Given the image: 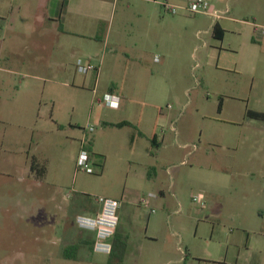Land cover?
<instances>
[{"label": "rangeland", "instance_id": "obj_1", "mask_svg": "<svg viewBox=\"0 0 264 264\" xmlns=\"http://www.w3.org/2000/svg\"><path fill=\"white\" fill-rule=\"evenodd\" d=\"M30 1L19 0L23 8ZM210 4L231 18L223 39L212 36L211 17L188 21L154 0H118L100 31L111 40L119 29L135 33L122 44L147 55L134 65L125 52L105 50L97 85L73 62L48 80L0 71V264H264V148L226 149L215 137L229 83L245 85L248 109H264V0ZM161 26L168 30L159 39ZM110 85L123 89L119 107L100 103ZM140 110L151 124L166 115L160 145L110 125ZM83 140L92 173L76 166ZM31 162L44 165L42 177ZM100 197L128 210L119 256L93 252L75 223Z\"/></svg>", "mask_w": 264, "mask_h": 264}, {"label": "crops", "instance_id": "obj_2", "mask_svg": "<svg viewBox=\"0 0 264 264\" xmlns=\"http://www.w3.org/2000/svg\"><path fill=\"white\" fill-rule=\"evenodd\" d=\"M117 1L118 0H31L29 4L23 8L19 0H0V64L1 61H5V65H0V71L11 74L15 70H28V72L32 73H22L24 74L23 76L30 77L34 80L40 78L39 73L42 72L47 76L48 80L49 75H55L59 72L63 73L70 62H73L76 66V61L80 59L82 63H84L85 60V65H90L93 68L83 75L86 77L88 73L92 71L94 85H97L99 73L101 71L102 56L105 50L109 51L106 53L114 52L115 54L125 52L128 60L133 62L134 65L141 64L145 61L144 57L147 55L146 51L137 48L136 45L130 47L128 50L121 42L123 37L128 36L132 38V34L135 33H126L119 29L114 39L111 40V34L108 31H100L104 23L113 18ZM171 1L174 4L184 5L188 0ZM216 1L219 2L221 0H215V2ZM211 6L220 10L223 15L227 13L226 9H219L212 4ZM178 15H182V18L188 21H193L194 18L192 19L190 17L196 15L208 16L206 14H192L187 11H181ZM223 15L215 21L212 20L210 24L211 31L214 22L217 23L219 29H222L223 34L221 39L225 36L223 25L226 22L223 21L231 20V18ZM208 17L210 18V16ZM164 18L165 17H163L162 20ZM167 30V28H163L162 26L158 27L157 34L159 39L167 33ZM198 32L200 31H197V33ZM197 33L193 31V37L196 38L195 34ZM81 39L85 41L82 42ZM29 45H31V47H29L30 49L26 48ZM23 47L25 48L22 49ZM202 47L205 46L203 45ZM159 51L162 54V61L164 62L167 53L164 48ZM181 51L180 57L182 58L184 56L183 49H181ZM13 56L15 57L13 58ZM98 59L99 61L97 64ZM153 60L154 62H159L160 59L156 61L154 58ZM10 63H13L14 67H11V65H9ZM133 75H135V72ZM114 82L117 81L111 80L110 84ZM108 88L109 86L103 95L105 93H111L118 97L119 100V94H122L123 89L119 86H113V88L108 91ZM227 90V93H225L224 97L221 99L220 109H216L218 115H223L224 128L221 131H217L215 137L219 140H224L225 143H223V146L226 149L238 145H248L253 153L262 152L261 148H264V120L247 117L246 112L248 106L246 104L245 85H241L240 81H234L233 83H229ZM92 92L95 94L94 90H92ZM102 97L100 103L105 105ZM118 105L120 106L119 103ZM124 108H127V105H124ZM249 109L264 113V109ZM161 120L163 123L166 122V115L158 113L151 124L150 115L148 113L145 114L144 110H140L124 121L131 123V127L136 130L137 136L153 139L154 145H160L166 138V132L161 128ZM158 126L160 131H158ZM216 138L213 140L207 139L208 141L206 144L209 145L220 142L216 140ZM199 142H202L200 138ZM90 148L92 149V146ZM256 150L258 152H256ZM203 153L207 156L209 151H204ZM258 160L260 161L259 158ZM230 161L237 163L238 160L234 158ZM251 171L252 170L246 171L245 174L251 173ZM118 201V221L114 234L109 239L111 250L107 254L108 256L112 252L113 239L121 238V241H123L129 236L128 232H130L126 229L130 224V222L127 221L128 210H126L120 200ZM86 211V213L79 215H95L99 211V206L98 204L87 205ZM86 231L87 237H85V240L87 241L88 247L93 251L95 233L90 230Z\"/></svg>", "mask_w": 264, "mask_h": 264}, {"label": "built area", "instance_id": "obj_3", "mask_svg": "<svg viewBox=\"0 0 264 264\" xmlns=\"http://www.w3.org/2000/svg\"><path fill=\"white\" fill-rule=\"evenodd\" d=\"M154 1L158 3L165 12L172 15L181 11H187L192 14H206L210 16L213 21L221 18L223 15L220 10L211 6L209 0H188L184 5L174 4L171 0ZM155 60L158 61V58L155 57ZM76 67L77 71L82 74H85L88 70L93 69L90 65H83L80 59L76 61ZM102 100L104 104L109 107L115 108L118 105V97L112 95L111 93H105ZM92 128V126H88L87 131H91ZM86 143V140L82 141V149L77 156L76 166L78 168H82L87 173H92L93 170L88 164L90 156L88 154V150L85 148L88 144ZM151 196H153V194ZM192 200L200 206H204V202L198 197L194 196ZM142 201L145 200L142 199ZM95 202L99 206L98 213L95 215H78L75 218V223L79 228L90 230L95 233L93 251L108 254L111 250L109 239L113 236L118 221L117 209L119 201L113 198L100 197L97 198Z\"/></svg>", "mask_w": 264, "mask_h": 264}, {"label": "trees", "instance_id": "obj_4", "mask_svg": "<svg viewBox=\"0 0 264 264\" xmlns=\"http://www.w3.org/2000/svg\"><path fill=\"white\" fill-rule=\"evenodd\" d=\"M222 34H223L222 29H219V26L217 25V23H214L212 25V35L215 38L221 39L222 38ZM113 86L114 85H110L109 88H108V91H110L113 88ZM220 107H221V100H219V102H218L217 109L219 110ZM246 115L249 118L264 120V113H261V112L252 111V110L248 109L247 112H246ZM110 125L122 127V126H131V123L128 122V121H121V122L113 123V124H110ZM151 143L154 144V140L153 139H151ZM90 147H91V145H90V143H88L86 145V149L90 150ZM101 166H102V164H101ZM30 170L31 171H35L36 175L38 177H42L44 172H45L44 165H39L38 166L37 163L33 164V162L31 164ZM123 244H124V242L121 241V238H118V239L114 238L113 242H112V252L110 253L109 257L119 256V254H117V253H119V250H122Z\"/></svg>", "mask_w": 264, "mask_h": 264}, {"label": "flooded vegetation", "instance_id": "obj_5", "mask_svg": "<svg viewBox=\"0 0 264 264\" xmlns=\"http://www.w3.org/2000/svg\"><path fill=\"white\" fill-rule=\"evenodd\" d=\"M70 247L72 248V249H76V246H74V245H70ZM67 247H65V249H66ZM69 248V247H68ZM65 251V250H64ZM63 254H65V252L63 253Z\"/></svg>", "mask_w": 264, "mask_h": 264}]
</instances>
